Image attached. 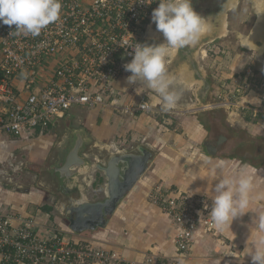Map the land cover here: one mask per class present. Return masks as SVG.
I'll use <instances>...</instances> for the list:
<instances>
[{"label": "built area", "instance_id": "1", "mask_svg": "<svg viewBox=\"0 0 264 264\" xmlns=\"http://www.w3.org/2000/svg\"><path fill=\"white\" fill-rule=\"evenodd\" d=\"M151 2L62 0L60 19L36 37L17 35L15 25L0 23V137L30 142L44 136L53 121L72 107H116L115 82L131 74L124 68L134 58L131 46L141 44L160 0ZM213 87L216 102L212 107L242 116L264 114V77L254 65L220 78ZM145 103L148 108L141 107ZM130 109L154 111L145 99L124 111ZM148 199L173 223L176 253L166 260L152 253L138 264H184L199 231L217 234L209 217L212 201L208 196L156 187ZM41 213L38 209L15 215L0 204V262L121 264L124 260L91 239H66L63 229L48 223L51 215L43 212L44 219Z\"/></svg>", "mask_w": 264, "mask_h": 264}, {"label": "crops", "instance_id": "2", "mask_svg": "<svg viewBox=\"0 0 264 264\" xmlns=\"http://www.w3.org/2000/svg\"><path fill=\"white\" fill-rule=\"evenodd\" d=\"M239 3L240 0H234L232 5L235 7ZM259 14L253 22L254 26L251 32L240 39L241 49L234 53L231 62L223 66L215 65L216 70L222 74V78L231 77L250 65H254L259 73L264 74L262 71L264 63L255 58V51L251 48L259 34ZM236 16H238L237 13ZM205 52L209 51L203 48L201 55L205 56ZM255 63H260L262 66H257ZM167 68L168 75L172 80V87L182 78L187 79L184 74V65L172 64V60L169 59ZM213 69H215L214 66ZM215 76L213 74L212 77L215 78ZM127 77H122L115 82V88L119 92L116 98V107L113 105L96 108L76 106L75 113L70 110L67 112L73 119H62L60 122V124L66 122L67 126H69L68 123H72L73 126L84 127L99 143L112 150H134L138 146L144 145L155 154L150 167L120 203L115 213L110 217L107 226L95 231L73 232L68 224L58 217L62 216L58 208L45 201L44 188L40 186L25 189L20 188L19 185L14 188L0 186V204L3 210L13 212L15 215L17 213L27 215L41 209V216L45 219L44 213L50 214L48 223L56 224L63 229L66 239L73 237L91 239L96 245L118 253L124 259L121 264H138L152 253L158 255L159 259L166 260L176 253L175 229L163 210L148 199L149 194L156 187H172L175 190L204 194L212 201L215 195L214 186L219 182L217 177L221 171L223 175L232 178L246 173L254 178V188L250 193V204L245 209L246 213L234 219L233 222L229 221L223 226H217L216 235L203 230L199 231L184 264H252L250 253L254 251V242L258 238L264 237V232L259 231L256 227L258 217L264 215V165L259 166L260 162L255 165L248 162L247 159L209 156L203 148L200 149V152H191L190 149L194 147L196 136L197 138L201 136L199 130L195 132L185 128L184 134H181L174 127L162 126L163 119L157 118L152 112L146 113L137 111V109L125 112L124 109L129 106L138 107L142 99L150 102L155 109L156 104L161 108L163 104L162 97L157 96L158 94L146 83L137 82L130 85L127 82ZM212 79L213 85L214 79ZM184 83L185 88L188 89L193 85L191 81ZM179 95L180 99L176 107L166 111L171 114L166 117L168 124L171 119H174L175 114H181L187 111L189 106L191 107L190 103L185 102L186 99L183 98V95L181 93ZM227 113L230 118L238 114L231 111H227ZM237 117L242 126L256 128L260 132H264V114L257 117L240 114ZM201 127L203 128L204 125L201 124ZM55 129H59V127H54L52 123L44 136L30 142L20 141L10 135L0 137V180H3L4 173L1 162L8 160L9 156L17 151V146H22L25 149L34 148L47 140L50 144L49 154L55 145L56 139L54 138L57 137ZM187 132L190 135L188 140H185ZM197 133L199 134L197 135ZM206 137V135L203 137L201 147L207 139ZM194 155L197 157H191ZM213 169L216 171L214 172ZM46 206L50 208L47 209ZM0 264L6 263L0 262ZM87 264L102 263L90 262Z\"/></svg>", "mask_w": 264, "mask_h": 264}, {"label": "water", "instance_id": "3", "mask_svg": "<svg viewBox=\"0 0 264 264\" xmlns=\"http://www.w3.org/2000/svg\"><path fill=\"white\" fill-rule=\"evenodd\" d=\"M233 2L234 0H192L194 9L208 18L210 28L195 45L171 51L172 64L184 65L187 79L182 78L183 82L191 81L197 86L195 89L197 103L191 110H194L200 119L206 116L212 117L215 111L224 108L212 107L216 102L212 96L213 85L210 75L199 63V56L205 44L215 41L223 34L225 28L223 17L230 10ZM259 7L261 8L258 21L259 34L257 33L258 36L251 48L255 51V58L264 63V3H260ZM146 34L149 35L141 38V45L166 42L163 34L156 30L152 20L147 25ZM62 119L69 120L73 117L70 113H64L53 122L54 127L59 129H55L57 131L55 145L46 158L47 162L52 161L50 169L56 174L53 178L59 181L58 186L63 191L61 205L56 207L58 210L61 209L60 213L63 217L68 218L69 227L75 233L102 229L107 226L110 217L126 195L144 176L155 154L144 145L134 150H112L99 143L84 127L62 126L64 125L60 124ZM226 139L225 134L220 136L218 141H212L208 137L203 142L205 152L210 156L222 157L215 153L214 147H221ZM261 139L259 141L263 143L264 138ZM260 157L263 158L264 154H259L258 158ZM93 172L103 173L105 179L103 199L88 198L90 181L94 179ZM56 180L54 182H57ZM56 191L54 190V193Z\"/></svg>", "mask_w": 264, "mask_h": 264}, {"label": "clouds", "instance_id": "4", "mask_svg": "<svg viewBox=\"0 0 264 264\" xmlns=\"http://www.w3.org/2000/svg\"><path fill=\"white\" fill-rule=\"evenodd\" d=\"M147 2L152 3L151 0ZM62 7V0H0V23L9 27L15 25L17 35L36 37L60 19ZM152 22L166 42L152 45L136 43L131 46L134 48V58L124 68L132 73L127 77L128 84L146 83L162 97V109L168 111L175 108L180 99L179 93L172 88V80L168 75L169 52L195 45L209 30L210 25L208 18L194 9L192 0H160L159 7L152 12ZM141 107L148 108V104ZM218 178L209 217L220 227L246 213L250 193L254 188V178L246 173L232 178L223 175L222 171ZM256 227L264 232V215L258 217ZM250 254L252 264H264V237L254 242V251Z\"/></svg>", "mask_w": 264, "mask_h": 264}, {"label": "rangeland", "instance_id": "5", "mask_svg": "<svg viewBox=\"0 0 264 264\" xmlns=\"http://www.w3.org/2000/svg\"><path fill=\"white\" fill-rule=\"evenodd\" d=\"M260 3H264V0H240V3L236 5L235 7L232 5L230 7V10L227 11V14L225 17H223V21L225 22V30L221 37L217 38L213 42H209L205 44L203 48L208 49V56H204L203 54L199 56V63L201 67H203L209 75H211V79L213 78V74H215V78L213 84H217L219 82L220 78H222V74L216 70V66L219 64L226 65L231 62V58H233V55L235 52H238L240 47V39L242 37H245L247 34H249L252 30V27L254 26L253 22L257 17V14L260 13L261 8L259 7ZM236 13L238 16H236ZM149 24V23H148ZM149 29V28H148ZM147 33V27L144 29L143 34L141 36L144 37ZM242 43V42H241ZM174 50V49H173ZM171 51L169 52V56L167 61L169 59H172ZM219 57V58H218ZM257 66H262L260 63H255ZM216 65V66H215ZM213 66L215 69H213ZM214 70H216L214 72ZM264 73V70H262ZM262 77L264 75L262 74ZM212 79V80H213ZM231 88L233 87V83H230ZM190 89L185 88V83L181 79L175 86L172 88L175 89L177 92L181 93L183 95V98L186 99V103H190L191 107L189 106L187 108V111L182 112L181 114H175L176 116L174 119H171L169 124L166 122L167 115L171 116L170 113L164 111L161 106L156 104V109L154 108V111L152 114L156 116L159 119H163V122H161V125H168L170 127H174L177 132L184 134V129L200 132L201 136L200 138L196 136L194 147L190 149L192 152H200L201 143L203 137L206 135L205 128L201 127V124L204 123L202 119H198L196 113L194 112L193 105L197 103L196 97H195V89L196 85L189 86ZM213 97L215 98V89L213 87ZM159 96V95H157ZM76 107V106H75ZM75 107H72L70 109V112H76ZM79 108V107H77ZM228 110V109H227ZM227 110L225 108H222L219 111H215L214 115L216 118H220L222 121H227L230 124V128L232 132H237L239 135L245 137V139H254L260 138L259 140H262L261 138H264V132H260L256 128H250L247 126H242L241 123L238 121L237 113L231 111L232 113H235V117L230 118L228 116ZM74 112V113H75ZM230 112V110H228ZM74 115V114H72ZM173 116V115H172ZM235 118V120H234ZM227 122V123H228ZM203 125V124H202ZM247 127V128H246ZM199 133H197L198 135ZM190 133L187 132L185 134V140H188V136ZM204 135V136H203ZM198 139V140H197ZM264 141V140H263ZM262 141V142H263ZM17 146V151L14 154H11L9 156V159L1 162L2 168L4 170L3 173V180L7 181L11 184H13L15 187L19 185L20 188H29L33 186H40L43 188H50L48 182L43 179L45 177H41L39 175H36L35 171L32 170L31 164L33 163H46L45 161L48 152L50 150V144L47 140H45L44 143H42L38 147L34 148H24ZM198 155V153H196ZM193 158L197 157L196 155L191 156ZM44 161V162H43ZM257 163V162H256ZM256 165V164H255ZM13 173V176L9 177V172ZM1 174V173H0ZM47 175L46 172H44L43 176ZM93 176L95 177L94 180L90 181L89 189H88V198L90 200H98L103 199L105 197V189H104V176L102 172H94ZM17 178V181L16 179ZM43 179V180H42ZM37 180V183H36ZM36 183V184H35ZM39 183V185H38ZM193 193V192H192ZM45 201H47L48 204L51 202V197L44 191ZM54 206V205H52ZM61 209H59L60 212Z\"/></svg>", "mask_w": 264, "mask_h": 264}, {"label": "flooded vegetation", "instance_id": "6", "mask_svg": "<svg viewBox=\"0 0 264 264\" xmlns=\"http://www.w3.org/2000/svg\"><path fill=\"white\" fill-rule=\"evenodd\" d=\"M264 75V74H263ZM217 117V116H216ZM215 115L212 117L206 116L204 119V128L206 130V138H210L212 141H218L220 139V136L226 135L227 139L226 141L222 144L221 147H214L215 153L217 155H222V157H232V158H239V159H247L248 162H251L253 164L261 163L259 166L264 165V157L258 158L259 154H264V142L260 143L259 139L257 138L256 140H251V139H245V137L238 135L237 132H232L231 128L229 127L230 124L228 121H222L220 118H216ZM228 122V123H227ZM72 123H68V125H71ZM62 126H67V123L64 122V125ZM55 136V135H54ZM57 138V137H56ZM54 138V139H56ZM203 150H205V146H202ZM218 148V149H217ZM210 156V155H209ZM44 162V161H43ZM52 161L46 162V163H33L31 164L32 170L37 173L36 175H39L41 177H45V179L50 188H45L43 186L44 191L50 195L51 197V202L52 204L56 207L57 205L60 204V200L62 198V189H60L59 181L53 178L54 170L50 169ZM44 172H46L47 175H44ZM13 176V173L10 171L9 172V177L11 178ZM17 181V178H15ZM42 179V180H43ZM57 182H54V181ZM37 183V180H36ZM35 183V184H36ZM39 185V183H38ZM0 186H5V187H15L13 184L0 180ZM27 188V187H26ZM25 189V188H23ZM54 190H57L56 193H54ZM61 217L64 222H66L69 226V220L66 217L58 216Z\"/></svg>", "mask_w": 264, "mask_h": 264}, {"label": "trees", "instance_id": "7", "mask_svg": "<svg viewBox=\"0 0 264 264\" xmlns=\"http://www.w3.org/2000/svg\"><path fill=\"white\" fill-rule=\"evenodd\" d=\"M202 120H203V119H202ZM203 121H204V120H203ZM244 160H246V159H244ZM244 160H243V161H244ZM46 208L49 209L50 207H49V206H46Z\"/></svg>", "mask_w": 264, "mask_h": 264}]
</instances>
